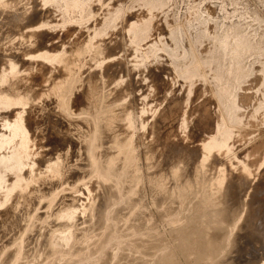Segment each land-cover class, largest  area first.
I'll return each mask as SVG.
<instances>
[{"label":"rangeland","instance_id":"obj_1","mask_svg":"<svg viewBox=\"0 0 264 264\" xmlns=\"http://www.w3.org/2000/svg\"><path fill=\"white\" fill-rule=\"evenodd\" d=\"M6 1L0 264H264V0Z\"/></svg>","mask_w":264,"mask_h":264},{"label":"bare ground","instance_id":"obj_2","mask_svg":"<svg viewBox=\"0 0 264 264\" xmlns=\"http://www.w3.org/2000/svg\"><path fill=\"white\" fill-rule=\"evenodd\" d=\"M10 1H13V2H11V3H14V0H10ZM10 1L8 0V2L10 3ZM6 3H7V1H6ZM9 3H7V5L9 4ZM15 4V3H14ZM10 5V4H9ZM12 5V4H11ZM11 12H13V11H11ZM11 14V13H10ZM9 14V15H10ZM47 13L45 12V11H43V10H41V9H36L30 16L32 17V18H38L39 17V19L40 18H44V16L46 15ZM30 20V19H29ZM39 21H42L41 19L39 20ZM19 30V29H18ZM35 35V34H34ZM134 35V34H133ZM50 37H52V35L50 36ZM161 48H163V46L161 45L160 46V49ZM64 73V75L66 76H69V72L67 71V70H65V69H63L62 70V74ZM64 75H62V77L64 76ZM65 76H64V78H65ZM67 76H66V78H67ZM44 79V78H43ZM59 79H61V78H59ZM51 80H52V86L50 87V93H53V94H56V93H58L61 89H62V87H63V84H64V81H58V82H56L55 80L56 79H50V81L49 82H51ZM45 81H46V79H45ZM44 81V82H45ZM41 82V81H40ZM46 82H48V81H46ZM45 82V83H46ZM47 85H45V87H48V85H49V83H46ZM41 85H43L44 86V84L43 83H41ZM49 88V87H48ZM45 89V88H44ZM43 90V89H42ZM44 91V90H43ZM43 93H41V96H44V95H42ZM47 95V94H46ZM52 95V94H51ZM50 95V96H51ZM49 96H47V98H48ZM45 100H46V98H44ZM48 101V100H47ZM53 98H52V101H50V102H47V103H49L50 105H53ZM36 105V104H35ZM37 106H38V104H37ZM36 109H37V107H36ZM168 114H170V112H167L165 115H164V117L161 119V122H163V123H165V124H167L168 123V121H170L169 120V116H167ZM58 116V115H57ZM60 120H63V119H60ZM63 124H66V121L65 120H63ZM34 123L35 122H33L31 125H34ZM36 124H37V122H36ZM35 124V125H36ZM11 126H13V124H11ZM23 128H24V125L22 126V130H23ZM7 129L8 130H11V128H9V123L7 124ZM57 132V131H56ZM41 132H39V134H40ZM37 134V133H36ZM41 136V135H40ZM36 137L38 138L39 136L38 135H36ZM17 138H19V136H15V140H17ZM36 138V139H37ZM39 139V138H38ZM15 140H13V142H15ZM41 140V139H40ZM167 140V143H169L170 142V140L169 139H166ZM42 141V140H41ZM54 141V140H53ZM13 142H11V144L13 143ZM166 142V141H165ZM172 143V142H171ZM170 144V143H169ZM173 144H174V142H173ZM51 145V144H50ZM189 147H191L190 145H188ZM187 145L185 146L186 148L188 147ZM46 147V145L45 144H42V149L43 148H45ZM51 147V146H50ZM205 147V146H204ZM194 148H196V147H194ZM190 149V148H189ZM197 149H199V151H200V153H201V155H203V156H206V157H208V153L205 151V148L203 149L202 147H198ZM196 149V150H197ZM194 150V149H193ZM195 150V151H196ZM0 152H1V150H0ZM36 153V152H35ZM39 153V154H38ZM197 153V152H196ZM199 153V152H198ZM199 153V154H200ZM37 154L40 156L41 155V157H39V160H36L37 162H38V164H41V163H47V160H46V158H47V155L48 154H50V152H48L47 150H43V151H41V152H37ZM67 156V155H66ZM29 157H30V154L27 152V150H26V147L23 145L20 149H17V150H15V151H13L12 153H10V154H7V157L5 158H2V159H0V189H3L4 188V186H5V191H6V194H8L9 192H11L12 191V189H13V186H11V187H9V186H6V176H10V174L12 173V174H14V179H24L25 180V178H26V180H29V179H31V178H34V176L33 175H31V172H34V171H32V169L34 170V166L32 165L30 168L27 166L28 165V159H29ZM38 159V158H37ZM35 160L33 159V161H32V163L35 165V162H34ZM30 162V161H29ZM261 162H263L264 163V159L263 160H261L260 161V164H261ZM31 163V164H32ZM37 164V163H36ZM26 166L28 167V169H30V170H28V172L26 173V170H25V174H26V176H24V175H21V171L23 170V169H27L26 168ZM37 166V165H36ZM25 167V168H24ZM252 167V168H251ZM49 168H51V167H49ZM49 168H47V170L49 169ZM250 169H252V171L254 172V173H256V175H258V177L259 176H261V181L263 182L261 185H255V186H252V188H251V190L249 191V193H248V196L251 198V201H254V200H256V199H258V198H260L261 196L262 197H264V173H262V174H260L259 175V172H258V162H256V163H254L253 164V166H251L250 165ZM254 169L256 170V171H254ZM42 172V171H41ZM250 172L251 171H249V174H250ZM48 174V173H47ZM46 174V176H41L42 178H41V184H42V187H41V189H43L44 191L45 190H52V189H54L55 187H56V184L58 183L57 182V180H55V179H53V178H51V177H49V178H51V179H49L48 178V176L49 175H47ZM37 175H38V173H37ZM40 175H42V173H40ZM219 177L221 178V179H223L224 180V183H225V181L228 179V175H227V173H226V171L225 170H220L219 171ZM40 177V176H39ZM36 179V178H35ZM38 180V179H37ZM232 181V180H231ZM233 184V183H232ZM3 187V188H2ZM48 190V191H49ZM234 190V189H233ZM43 191V192H44ZM33 192H36V190H33ZM52 192H54L53 190H52ZM50 193V192H49ZM232 193V192H231ZM53 193H51L50 195H52Z\"/></svg>","mask_w":264,"mask_h":264}]
</instances>
